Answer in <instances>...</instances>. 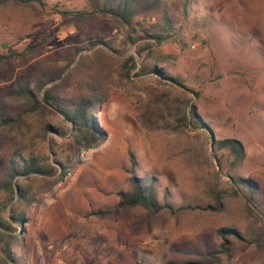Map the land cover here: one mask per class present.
<instances>
[{"label": "rangeland", "instance_id": "1", "mask_svg": "<svg viewBox=\"0 0 264 264\" xmlns=\"http://www.w3.org/2000/svg\"><path fill=\"white\" fill-rule=\"evenodd\" d=\"M145 31L164 40L154 44ZM95 38L103 41L91 46ZM25 52L22 62H0V114L14 109L7 93L16 83L68 66L40 96L56 85L64 100L104 98L93 115L106 139L73 155L72 126L60 115L0 126V220L9 223L0 227V247L9 244L11 255L0 250V264H213L206 253L220 249V229L237 233H226L228 252L214 264H264V0H162L159 10L137 12L129 27L101 13L97 0L0 5V56ZM131 55L137 65L126 80L121 66ZM142 65L145 73L135 76ZM184 101L188 116L194 111L207 128L163 127L167 111ZM142 116L158 128L145 127ZM42 122L63 131L70 125V132L43 137ZM224 139L242 144L241 162L217 146ZM31 157L58 172L17 176L7 189L9 163ZM55 159L69 172L52 185L62 171ZM132 174L153 179L158 201L174 210L116 209ZM237 177L255 191L234 184ZM231 186L238 194L222 211L203 209L210 191L230 194ZM13 211L22 223L11 220Z\"/></svg>", "mask_w": 264, "mask_h": 264}, {"label": "trees", "instance_id": "2", "mask_svg": "<svg viewBox=\"0 0 264 264\" xmlns=\"http://www.w3.org/2000/svg\"><path fill=\"white\" fill-rule=\"evenodd\" d=\"M94 1V0H91ZM162 0H97V8L108 18H111L118 22L122 26H131L134 15L143 10L151 9L152 11L159 10ZM39 0H0V5H7L8 3L16 5H30ZM163 19L165 24L170 23V19L164 14ZM145 37L151 38L154 44H161L164 40V36L160 33H149L145 31ZM131 40V39H129ZM103 39L95 38L91 42V46H94L97 43H101ZM136 41H132V44H135ZM34 47H27L26 51L32 50ZM142 51L138 50V54H141ZM26 58L25 53H11L8 55L0 56V62L6 61L11 62L12 60L24 61ZM137 62L135 58L131 55L125 58L122 66L121 73L126 80H130L131 72L136 68ZM68 68L65 66L60 69L49 70L39 73L36 77L32 79H26L19 83H16L12 89L8 91L7 97H11L15 100V107L11 113L2 115L0 114V126H6L9 128H18L20 127L26 119L31 116H40L45 118V116H57L60 115L63 117V121L70 124L67 128V131H63L60 127H57L50 122H45L42 127L43 137H46L47 133H55L58 135L69 134L68 141L70 150L73 155H77L82 151L94 149L98 147L105 139V131L98 125L96 122L93 111L101 105L104 101V98L93 97H78L76 99L64 100L58 97L56 93V85H52L50 88L44 90L43 95L40 96V92L43 88L50 83H54L56 80L60 79L62 73ZM154 74H160L159 70L152 68L150 70ZM145 73L144 66L139 69L135 76H140ZM162 78L168 79L176 86L185 88L180 80L176 78L167 77L165 75H160ZM185 94L184 91H182ZM197 95L196 93H194ZM186 102H182L176 105L175 109L168 110L164 128L170 129L171 131L198 128H207V125L201 120V118L194 112L191 111L190 116L186 110ZM141 122L145 127L149 129L158 128L154 124L156 121L149 119L146 116L141 117ZM217 146L220 148H227L234 156L236 162H241L244 152L242 144L236 139H224L217 142ZM56 163L62 167L61 173L53 178L52 185L59 180H62L67 173L69 168L66 166V163L62 160L55 159ZM70 160V159H69ZM132 160V158H131ZM133 162V161H132ZM133 164V163H132ZM58 172L57 168L52 165H41L38 159L31 157L29 159H21L20 161H11L6 168V183L5 186L7 189L12 188V183L15 177L23 176L27 177L31 174H40L47 176H54ZM234 180V184L237 186L246 187L249 191H255V185L249 179H244L237 177ZM130 188L127 191H120L118 193V202L116 204V209H127L136 206H141L146 210L158 213L161 210H172L173 208L169 205L161 204L154 192V180L150 179L148 183L132 174L128 178ZM23 191V192H22ZM20 190L19 199L22 200L26 191ZM237 189L234 186H231V193H227L222 190L210 191V198L212 203L204 207V210L207 211H216L220 212L223 209V204L225 200L230 197L237 196ZM27 201L26 203H29ZM3 204L0 203V213L2 211ZM189 209V207H180L178 210ZM174 210V209H173ZM248 210L252 212L251 207H248ZM105 214L103 211H97L94 215ZM11 220L13 222L22 223L23 214H16L14 211L11 215ZM6 221L0 220V227L4 229ZM9 227V223L6 222ZM7 227V228H8ZM223 242L220 245L218 251H210L206 253V256L211 257L212 263L218 261V254H226L228 252V237L226 233L232 232L237 233L232 229H220L219 230ZM1 233V231H0ZM1 242V241H0ZM1 252L4 254L7 260L10 259V245L7 244L6 248H1ZM183 264H204L201 261H192L184 262Z\"/></svg>", "mask_w": 264, "mask_h": 264}, {"label": "water", "instance_id": "3", "mask_svg": "<svg viewBox=\"0 0 264 264\" xmlns=\"http://www.w3.org/2000/svg\"><path fill=\"white\" fill-rule=\"evenodd\" d=\"M207 131H208V134H209V140H210L211 143H213L214 140H215L214 136H213V133L210 130H207ZM211 147H212V144H211ZM59 169H61L60 166H59Z\"/></svg>", "mask_w": 264, "mask_h": 264}]
</instances>
